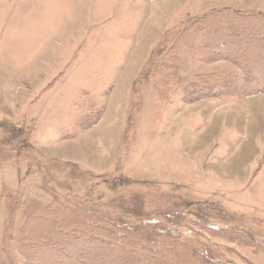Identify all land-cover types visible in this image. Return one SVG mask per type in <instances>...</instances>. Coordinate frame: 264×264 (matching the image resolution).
<instances>
[{
    "label": "rangeland",
    "instance_id": "374dc122",
    "mask_svg": "<svg viewBox=\"0 0 264 264\" xmlns=\"http://www.w3.org/2000/svg\"><path fill=\"white\" fill-rule=\"evenodd\" d=\"M212 9L264 14V0H0V148L27 156L0 162L5 261L25 264L15 247L32 200L48 207L78 198L86 207L117 204L146 215L153 187L197 205L185 202L167 220L155 214L166 224L183 215L188 221L171 228L181 240L232 264H264V255L193 224L238 226L264 241V222H251L264 221V94L185 104L169 92L159 100L145 75L149 63L166 60L153 55L165 33ZM196 49L191 32L174 50L183 83L234 68L225 60L201 62ZM98 111V125H77ZM74 167L84 185L63 175ZM4 194L25 199L6 241Z\"/></svg>",
    "mask_w": 264,
    "mask_h": 264
},
{
    "label": "trees",
    "instance_id": "16d2710c",
    "mask_svg": "<svg viewBox=\"0 0 264 264\" xmlns=\"http://www.w3.org/2000/svg\"><path fill=\"white\" fill-rule=\"evenodd\" d=\"M191 32L197 39L199 61L212 63L225 60L231 62L234 68L198 76L190 83H183L179 75L180 59L174 50L179 40ZM155 53L157 58L165 54L166 60L149 63L145 75L150 77L151 85L159 89V100H167L169 92L175 93L185 104L210 99H245L264 94L263 13L212 9L191 20L189 27L165 33L153 55ZM140 95V80L137 79L132 88L134 102ZM102 117V111L93 112L80 117L77 125L82 130H89L98 125ZM19 151L15 146H2L0 162L27 160V156ZM63 175L74 186L85 184V175L76 167L71 169V173L65 171ZM150 191L149 201L154 207H148L153 211L146 215L123 210L117 204H114L115 207H112L113 204L86 207L78 198L57 200L48 207L32 200L15 249L25 264H232L212 258L181 240L171 228L188 221L182 218L183 215L178 222L168 224L161 216L155 215L162 212V217L167 220L166 216L172 212L183 211L185 207L181 206L186 201L181 196H172L153 187ZM2 201L8 210L4 226L6 241L12 239L15 215L25 199L22 195L4 194ZM188 208H197V205L191 203ZM251 222L260 227L264 221L255 218ZM193 224L213 237L264 255V241L252 231L232 225L216 227L204 220L194 221ZM152 235L156 238L154 242ZM4 254H8V249L3 247L0 264H14L12 260L5 261Z\"/></svg>",
    "mask_w": 264,
    "mask_h": 264
}]
</instances>
